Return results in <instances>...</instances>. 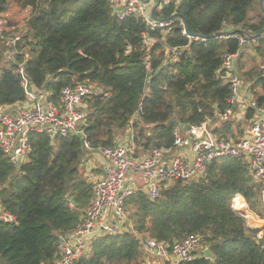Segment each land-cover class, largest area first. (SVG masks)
<instances>
[{
  "label": "trees",
  "instance_id": "1",
  "mask_svg": "<svg viewBox=\"0 0 264 264\" xmlns=\"http://www.w3.org/2000/svg\"><path fill=\"white\" fill-rule=\"evenodd\" d=\"M13 1L29 12L23 27L4 30L21 35L20 50L6 56L8 49L0 42V104L21 101L24 82L55 94L76 82L94 83L97 91L84 99L86 139L93 147L125 141L134 157L172 148L175 128L184 134L185 127L206 118L218 123L215 136H242L240 124L216 119L215 111L228 107L222 56L240 49L237 39L225 36L248 24L256 0H181L154 9L157 20L182 18L190 38L177 22L164 33L133 16L117 20L107 0ZM9 2L0 0V18ZM262 22L249 26L258 29ZM226 26L234 30L225 31ZM216 32L220 35L212 36ZM170 47L182 49L174 64L167 61ZM257 79L260 107L264 77ZM253 114L248 108V122ZM85 152L81 137L33 134L19 166L0 153V209L15 218L0 221V264H54L59 237L75 227L90 202ZM262 188L241 157L214 159L202 177L174 180L161 187L157 198L142 190L129 196L127 229L93 238L74 264H170L150 262L143 241L172 245L190 234L202 237L201 248L181 264H264L262 242L231 203L240 194L249 211L263 216ZM204 248L212 258L204 257Z\"/></svg>",
  "mask_w": 264,
  "mask_h": 264
},
{
  "label": "built area",
  "instance_id": "2",
  "mask_svg": "<svg viewBox=\"0 0 264 264\" xmlns=\"http://www.w3.org/2000/svg\"><path fill=\"white\" fill-rule=\"evenodd\" d=\"M181 0H157V7L179 3ZM111 15L117 20L133 16L143 20L150 28L160 29L164 33L171 30L177 22L182 33L190 38L184 28L183 19L172 17L157 20L152 17L151 6L144 0H107ZM155 5V6H156ZM155 8V9H156ZM5 26L0 18V42L11 52H18L22 43L20 34H4ZM143 37L150 41L149 37ZM227 37L235 38V35ZM202 41L203 37L195 36ZM238 40V39H237ZM241 41V39L239 38ZM130 47H126V52ZM168 63L179 60L180 47L168 48ZM239 51L227 52L222 56V78L229 86L228 107L224 111H215L218 120L225 121L232 115L236 106L253 107L250 93L242 86L236 69V57ZM148 68V64L146 65ZM22 72V69H19ZM25 83L24 98L13 105L0 104V153L7 156L14 166H19L27 158L30 137L42 134L51 139L56 137H81L85 149L82 161L84 177L90 185V202L80 215L75 227L58 239L54 264H74L88 250L91 240L101 235H117L126 227V199L138 190H142L150 199L157 198L162 186L174 180H191L202 177L209 163L226 156L241 157L248 171L257 182L264 184V105L255 107L254 121L247 126L237 139L215 136L210 125L211 118L199 124H191L184 134L174 129L172 148H153L150 153L134 157L132 145L118 141L112 146L90 145L81 124L87 110L84 99L97 91L94 83L76 82L63 87L57 94L45 88H32ZM187 147L189 155L172 150ZM98 156L102 164L95 167L93 159ZM264 210V188L260 193ZM232 207L245 220L246 225L256 233L264 249V215L258 216L248 210L245 199L240 194L232 198ZM70 205H72L70 203ZM15 218L0 209V221L13 222ZM202 237L190 234L169 245L163 241L145 239L143 249L147 256L156 261L161 259L170 264L189 262L196 257L201 248Z\"/></svg>",
  "mask_w": 264,
  "mask_h": 264
},
{
  "label": "crops",
  "instance_id": "3",
  "mask_svg": "<svg viewBox=\"0 0 264 264\" xmlns=\"http://www.w3.org/2000/svg\"><path fill=\"white\" fill-rule=\"evenodd\" d=\"M149 6L154 7L157 3V0H144ZM260 20H263L260 28L256 29L255 27H250L253 23H258ZM264 0H256L252 8L248 11V24L244 26H238L235 28L237 31L235 39H238L240 49L238 50V55L236 57V69L240 76L242 86L247 90L251 95V101L254 104L253 107H240L236 106L233 109V113L229 116V119H233L235 124H240L242 128L241 132L245 131L247 126L250 124L248 122V108L253 109V116L249 118L250 121H254L257 113L255 112V107H257V92H261L259 88L257 75L264 77ZM225 31H233L234 28L226 26ZM241 39V41L239 40ZM252 87V88H251ZM255 91V92H254ZM218 123L214 122L210 125V129L213 132L217 127ZM125 139V138H124ZM176 153L182 154L183 156L189 155V149L187 147L174 149L171 152V156ZM97 169H100L102 164L101 159L96 156L92 160Z\"/></svg>",
  "mask_w": 264,
  "mask_h": 264
},
{
  "label": "rangeland",
  "instance_id": "4",
  "mask_svg": "<svg viewBox=\"0 0 264 264\" xmlns=\"http://www.w3.org/2000/svg\"><path fill=\"white\" fill-rule=\"evenodd\" d=\"M28 12H29L28 9H21L13 0H10L9 5H8V10H6L2 15L5 30L14 32L16 31L17 27L18 29L23 27L25 25ZM6 35H9V34H6ZM14 53L16 52H11L9 49L6 52L7 56H10V54L12 55ZM261 207L263 209L262 202H261ZM148 260L152 263L157 262L156 258L151 255L148 256Z\"/></svg>",
  "mask_w": 264,
  "mask_h": 264
},
{
  "label": "water",
  "instance_id": "5",
  "mask_svg": "<svg viewBox=\"0 0 264 264\" xmlns=\"http://www.w3.org/2000/svg\"><path fill=\"white\" fill-rule=\"evenodd\" d=\"M157 7V5L156 6H154L153 8H152V11H154V9ZM262 31H264V27H263V29H262ZM220 35V33L219 32H216V33H214L212 36H214V37H217V36H219ZM8 54V53H7ZM7 54H6V56H7ZM174 121H175V119H173ZM187 130V127H185V131ZM87 252V250H85V253ZM202 253H203V255H204V257H206V258H212V253L209 251V249L208 248H204L203 250H202Z\"/></svg>",
  "mask_w": 264,
  "mask_h": 264
}]
</instances>
